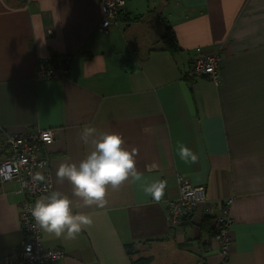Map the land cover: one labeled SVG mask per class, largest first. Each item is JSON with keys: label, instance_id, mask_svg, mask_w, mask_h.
Listing matches in <instances>:
<instances>
[{"label": "crops", "instance_id": "1", "mask_svg": "<svg viewBox=\"0 0 264 264\" xmlns=\"http://www.w3.org/2000/svg\"><path fill=\"white\" fill-rule=\"evenodd\" d=\"M99 7L0 0V158L4 134L51 127L55 138L42 152L52 191L93 220L75 239L41 229L43 244L65 250L57 264H133L139 256L145 264H264V0H127L105 32ZM169 24L173 51L162 43ZM197 45L219 49V85L189 72ZM48 56H69L67 74L37 81L33 71ZM86 126L97 137L121 132L138 151L141 180L109 185L102 208L84 205L56 177L61 163L92 150L91 138L80 140ZM180 144L198 154L195 164L180 159ZM177 173L204 184L207 199L233 196L227 257L201 204L167 225L164 199L177 194ZM156 179L166 181L159 203L143 191ZM21 200L14 180L0 182V260L22 239Z\"/></svg>", "mask_w": 264, "mask_h": 264}, {"label": "built area", "instance_id": "2", "mask_svg": "<svg viewBox=\"0 0 264 264\" xmlns=\"http://www.w3.org/2000/svg\"><path fill=\"white\" fill-rule=\"evenodd\" d=\"M99 1L102 15L97 25L98 30L105 32L116 22L127 0ZM68 57L41 58L33 71V77L40 81L65 76L70 65ZM191 58L189 72L192 75L204 77L215 85L222 82L219 49H207L197 45ZM54 138L51 127L36 128L26 133H8L2 138L7 153L0 158V182L14 180L17 191L21 194L18 221L22 239L1 255V264H57L65 255V250L61 246L43 244L41 229L36 225L30 212L38 199L52 192L51 164L46 154L42 152V148L52 143ZM37 175L43 176L44 179H37ZM176 180L177 194L164 199L167 225L177 226L182 223L201 204V212L207 215L211 222L212 237L218 242V250L227 257L232 243L229 226L233 222L230 214L233 196L207 199L204 184H194L181 173H177Z\"/></svg>", "mask_w": 264, "mask_h": 264}, {"label": "clouds", "instance_id": "3", "mask_svg": "<svg viewBox=\"0 0 264 264\" xmlns=\"http://www.w3.org/2000/svg\"><path fill=\"white\" fill-rule=\"evenodd\" d=\"M96 134L95 127H84L80 140L89 145L91 138L92 150L79 163H61L56 170V177L59 183L69 181L73 196L81 198L84 205L102 208L106 203L109 185L115 190L129 178L134 182L141 180V175L136 169L138 151L136 148L125 147L123 133L100 132L98 137ZM178 155L186 164L198 161V154L184 144L178 146ZM36 178L44 179L40 175ZM165 189L166 181L156 179L145 186L143 191L159 203ZM30 212L40 229L57 238L75 239L83 229L93 224L91 216L79 212L74 214L73 201L59 190L38 199Z\"/></svg>", "mask_w": 264, "mask_h": 264}, {"label": "trees", "instance_id": "4", "mask_svg": "<svg viewBox=\"0 0 264 264\" xmlns=\"http://www.w3.org/2000/svg\"><path fill=\"white\" fill-rule=\"evenodd\" d=\"M161 35H162V43L166 49L173 51V50L178 48V46L176 45L175 34H173V32H172L170 24L166 27V29H164V32ZM191 59H190V64H191ZM197 77H201V76H197ZM204 218H205L204 223H208V221H209L208 218L207 217H204ZM127 247H128L127 251H129V253H130V251H133V249H134L132 243L127 244ZM146 261H148V259L146 257L139 256L138 258H135V260L132 262H133V264H145Z\"/></svg>", "mask_w": 264, "mask_h": 264}]
</instances>
